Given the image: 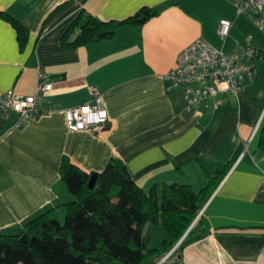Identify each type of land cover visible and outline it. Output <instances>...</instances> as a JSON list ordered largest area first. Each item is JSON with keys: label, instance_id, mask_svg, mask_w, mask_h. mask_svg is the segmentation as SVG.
Masks as SVG:
<instances>
[{"label": "crops", "instance_id": "obj_1", "mask_svg": "<svg viewBox=\"0 0 264 264\" xmlns=\"http://www.w3.org/2000/svg\"><path fill=\"white\" fill-rule=\"evenodd\" d=\"M240 1L0 0V11L28 29L20 44L13 23L0 15V90L32 94L40 72L51 83L37 115L0 110V233H19L53 207L61 219L73 198L60 174L63 156L89 173L117 157L145 190L165 182L198 191L218 174L191 227L193 239L153 256L154 264H264V33L239 12ZM141 7L157 14L120 25L109 39L61 44L81 10L111 20ZM220 19L233 22L222 47ZM197 38L224 51L250 45L262 55L255 80L187 111L182 90L167 91L165 75ZM92 88L101 95L107 126L68 129L65 111L90 102ZM142 233L148 248L167 238L151 223Z\"/></svg>", "mask_w": 264, "mask_h": 264}, {"label": "trees", "instance_id": "obj_2", "mask_svg": "<svg viewBox=\"0 0 264 264\" xmlns=\"http://www.w3.org/2000/svg\"><path fill=\"white\" fill-rule=\"evenodd\" d=\"M155 14V9L141 7L124 19L104 20L81 10L62 34L61 44L73 48L109 39L120 25L143 24ZM0 15L13 23L22 44L27 27L5 12ZM92 173L63 156L60 174L73 197L63 204V221L53 207L28 219L19 233H0V264H154L152 257L163 255L187 230L189 238L179 246L193 239L188 228L218 182L215 174L198 191L188 183L165 182L145 190L117 157L108 160L97 173L94 188H89ZM146 223L159 225L167 233L158 247H147L142 233Z\"/></svg>", "mask_w": 264, "mask_h": 264}, {"label": "built area", "instance_id": "obj_3", "mask_svg": "<svg viewBox=\"0 0 264 264\" xmlns=\"http://www.w3.org/2000/svg\"><path fill=\"white\" fill-rule=\"evenodd\" d=\"M238 10L248 15L264 33V0H242L238 2ZM232 25L233 22L229 19L219 20L218 34L221 39L228 36ZM261 55V50L250 45L224 51L202 38H197L180 51L175 67L166 73V89H181L185 108L190 111L201 101L223 93H236L244 83L255 80L258 75L255 59ZM50 88L51 83L40 72L35 92L32 94L19 93L15 89L0 90V110L16 111L21 116L37 115L38 103ZM91 93L90 102L65 111L68 129L97 132L107 126L108 115L101 95L96 88H92ZM16 126H20V123L17 122ZM202 212L203 208L199 210L194 221Z\"/></svg>", "mask_w": 264, "mask_h": 264}, {"label": "water", "instance_id": "obj_4", "mask_svg": "<svg viewBox=\"0 0 264 264\" xmlns=\"http://www.w3.org/2000/svg\"><path fill=\"white\" fill-rule=\"evenodd\" d=\"M96 180H97V173L96 172H93L88 180V187L89 188H94L95 186V183H96ZM188 232V230L185 232V234ZM184 234V235H185ZM24 240L26 239V235H23L22 237Z\"/></svg>", "mask_w": 264, "mask_h": 264}, {"label": "rangeland", "instance_id": "obj_5", "mask_svg": "<svg viewBox=\"0 0 264 264\" xmlns=\"http://www.w3.org/2000/svg\"><path fill=\"white\" fill-rule=\"evenodd\" d=\"M263 38H264V36L263 35H261ZM218 40H219V43L220 44H218L219 46L218 47H222V40H221V38L219 37L218 38ZM64 215H65V212L63 213V216L61 217V221H63V219H64ZM195 224V221H193V223L191 224V226L188 228V229H191V227L193 226ZM187 235V234H186ZM186 235H183L182 237H184V236H186ZM182 237H181V239H179L178 241H177V243L175 244V245H180L181 244V242H182ZM174 246V245H173Z\"/></svg>", "mask_w": 264, "mask_h": 264}, {"label": "snow or ice", "instance_id": "obj_6", "mask_svg": "<svg viewBox=\"0 0 264 264\" xmlns=\"http://www.w3.org/2000/svg\"><path fill=\"white\" fill-rule=\"evenodd\" d=\"M85 111H87V109H85Z\"/></svg>", "mask_w": 264, "mask_h": 264}]
</instances>
